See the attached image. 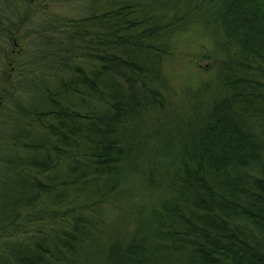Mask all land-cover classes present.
Listing matches in <instances>:
<instances>
[{
	"label": "trees",
	"instance_id": "1",
	"mask_svg": "<svg viewBox=\"0 0 264 264\" xmlns=\"http://www.w3.org/2000/svg\"><path fill=\"white\" fill-rule=\"evenodd\" d=\"M51 1L0 0V264H264V0Z\"/></svg>",
	"mask_w": 264,
	"mask_h": 264
},
{
	"label": "rangeland",
	"instance_id": "2",
	"mask_svg": "<svg viewBox=\"0 0 264 264\" xmlns=\"http://www.w3.org/2000/svg\"><path fill=\"white\" fill-rule=\"evenodd\" d=\"M51 10L53 9L55 12H57L58 14L60 15H76L74 13H72V10L74 7H76V9H78L79 7H77L78 5H73V4H70V3H66L67 0H52L51 1ZM74 3V2H73ZM192 40L193 41H190V42H193V45L194 43L196 45H198L200 43V38L199 37H196L195 41L192 37ZM196 48H190L189 50V53L191 55H195L196 53ZM202 53H200V65L204 66L207 64V62H205L203 59H202ZM199 59V57H197L196 61ZM188 61V60H187ZM172 67H175L177 68V83H179V81L182 80V88H184V91L185 89H191L193 88L192 85H193V82H196V73H195V70L192 66H189L187 65V62H185V59H180L178 60H175V62L172 64Z\"/></svg>",
	"mask_w": 264,
	"mask_h": 264
}]
</instances>
